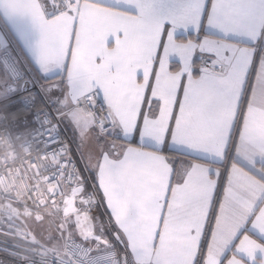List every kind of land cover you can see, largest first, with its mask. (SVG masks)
Wrapping results in <instances>:
<instances>
[{"label": "snow or ice", "instance_id": "snow-or-ice-1", "mask_svg": "<svg viewBox=\"0 0 264 264\" xmlns=\"http://www.w3.org/2000/svg\"><path fill=\"white\" fill-rule=\"evenodd\" d=\"M46 2L27 0L0 33L54 81L47 99L59 97L61 119L81 136L115 137L96 153V180L134 264H186L167 253L184 227L199 233L190 264H264V0H65L54 12ZM161 70L172 75L167 111L154 94ZM15 71L0 64L9 111L29 107L9 85ZM229 153L223 172L209 162ZM198 212L203 226L191 227ZM108 246L101 238L93 264Z\"/></svg>", "mask_w": 264, "mask_h": 264}, {"label": "built area", "instance_id": "built-area-1", "mask_svg": "<svg viewBox=\"0 0 264 264\" xmlns=\"http://www.w3.org/2000/svg\"><path fill=\"white\" fill-rule=\"evenodd\" d=\"M6 62L17 66L9 85L23 92V102L29 105L23 110L30 114L32 127L11 133L0 106V264H93L99 243L68 237L57 250L42 244L27 228L25 220L43 217V211L63 213L67 191L79 185L86 189L76 197L77 208L93 213L101 206L56 103L47 99L14 45L0 33V64ZM9 91L0 85V98ZM37 94L45 100L32 105ZM103 218L111 238L103 264H131L122 239Z\"/></svg>", "mask_w": 264, "mask_h": 264}, {"label": "crops", "instance_id": "crops-1", "mask_svg": "<svg viewBox=\"0 0 264 264\" xmlns=\"http://www.w3.org/2000/svg\"><path fill=\"white\" fill-rule=\"evenodd\" d=\"M27 2V0H3V7H0V22L3 21V19L6 17V15L8 13H18L23 11V5ZM42 3L45 2V0H41ZM56 5H59L61 8H63L65 6V0H47L45 6L47 8L48 11L50 12H54L56 11ZM108 21H103L102 23H107ZM100 25L97 24L96 25V29L99 30ZM4 35L7 37V39L14 45L15 49L17 50V52L19 53V55L21 56L22 60L24 61V63L27 65V67L29 68V70L33 73V75L36 78V81L38 82L39 85H51L54 83V81L52 80H45L44 78H42L40 76V74L36 71V69L34 68L33 64L31 63V60L29 59V57L25 54V52L23 51V49L18 46L11 37H9L7 35V33L5 32ZM88 52L87 49L82 50L81 51V57H85L87 56ZM136 54V49L135 47H129L125 50H123L122 55L125 58H128L130 56H133ZM150 72V64L147 65L146 70H145V79L147 78L148 73ZM172 79V75L171 74H166L164 72V70H161L160 73H158V88L156 91H154V94L156 95H160L161 99L163 100V104H162V111H167L170 109V101L169 98L164 94V89L167 87L168 83L170 82V80ZM46 96H48V92L46 91ZM56 97V100L54 99ZM58 96H52V100L56 103L59 100ZM58 109L61 108V105L59 103H56ZM61 113V112H60ZM68 123L70 125V127L68 126V131L66 130L67 134L70 136V138L78 145V147L81 148V151L83 152L84 155H86L88 162L86 161V166L84 165V163H82L81 157V164L82 167L84 169V171L87 173V175L89 176L91 183L95 189V192L97 194V197L99 199L100 202V206L101 209H96L95 210V241H85V240H81L84 241L85 243H99L101 242V238L103 240H106L109 242H111V238L106 230L105 227V221L103 218V215L111 222L110 220V214L107 210V205L103 202V194L100 192V189L98 187L97 184V180H96V164H97V160H96V153L99 151V149L101 147H108L109 142H111L112 140L115 139L114 136L112 137H103L100 138L99 140H97V135L98 133H92L91 135L89 134H85L84 136H81L80 133L74 128L73 124L69 122ZM118 143V142H117ZM177 161L183 159L185 161H187L189 158L188 157H182L179 153H173L171 154ZM210 163H212L213 165L217 166L220 168L221 172H223L224 167L228 164H231L232 159H231V153H229L228 156L225 157L224 161H218L216 160L214 157L209 161ZM86 189L85 185L83 186H77L74 189H72L71 191H67L66 194V199H65V210H71V209H75L76 205H75V200L77 195L79 194V192H81L82 190ZM223 192V189L221 188V194ZM206 211V205H205V209ZM103 213V215H102ZM91 214V213H90ZM214 217L209 214V228L206 229V231H208V234L211 235V230H210V226L211 224L214 222ZM112 223V222H111ZM197 224L199 226H203V213L202 212H198L197 213V217H196V222L193 223L191 225V227H196ZM113 225V224H112ZM150 227H154V224H152L151 222L149 223V225L144 226V227H140L136 230V237H137V241L138 242H143L145 237L148 235V230ZM182 231L185 233L184 237L182 239H180L179 241L176 242V244L167 250L168 255L172 256L173 258H179L182 261H185L186 264H190L191 258L193 255H195L196 252V241L199 238V233L198 231L195 234H189L188 233V228L184 227L182 228ZM123 235V234H121ZM79 239V238H78ZM127 251L129 254V258H130V263L134 264L133 258H132V252L130 251L129 247H128V240L127 238H121ZM219 239V235H217L216 237L213 238V243H212V248L210 249V253L212 255L218 254L216 252L217 249V242ZM151 252V247L149 246L147 249V254H150ZM257 255L259 256V253H257Z\"/></svg>", "mask_w": 264, "mask_h": 264}, {"label": "rangeland", "instance_id": "rangeland-1", "mask_svg": "<svg viewBox=\"0 0 264 264\" xmlns=\"http://www.w3.org/2000/svg\"><path fill=\"white\" fill-rule=\"evenodd\" d=\"M39 86L40 90L46 94L51 85ZM54 99L56 100V97ZM61 123L68 131V126L70 127L68 120L61 119ZM78 152L82 163L86 166V161L88 162L86 155L83 154L80 147H78ZM25 222L28 230L36 239L42 244L57 250H60L63 241L68 237L95 241V213L90 214L86 210L77 207L71 210H64L60 214L43 211L42 220L26 219Z\"/></svg>", "mask_w": 264, "mask_h": 264}, {"label": "trees", "instance_id": "trees-1", "mask_svg": "<svg viewBox=\"0 0 264 264\" xmlns=\"http://www.w3.org/2000/svg\"><path fill=\"white\" fill-rule=\"evenodd\" d=\"M1 110L7 116L8 128L13 134L19 131L31 129L30 114L25 110L9 111L8 105L1 107Z\"/></svg>", "mask_w": 264, "mask_h": 264}, {"label": "water", "instance_id": "water-1", "mask_svg": "<svg viewBox=\"0 0 264 264\" xmlns=\"http://www.w3.org/2000/svg\"><path fill=\"white\" fill-rule=\"evenodd\" d=\"M35 219H36L37 221H40V220H42V216H41V215H36V216H35Z\"/></svg>", "mask_w": 264, "mask_h": 264}]
</instances>
